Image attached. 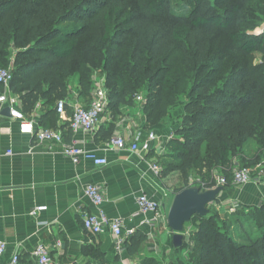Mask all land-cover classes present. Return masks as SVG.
<instances>
[{"label": "trees", "instance_id": "1", "mask_svg": "<svg viewBox=\"0 0 264 264\" xmlns=\"http://www.w3.org/2000/svg\"><path fill=\"white\" fill-rule=\"evenodd\" d=\"M263 18L264 0H0V67H11L9 90L23 114L38 101L69 97L72 80L76 97L89 100L94 70L105 75L113 119L121 106L136 108L151 130L180 102L178 126L156 157L159 176L178 175L176 194L210 189L217 171L225 190L235 157L239 167H251L264 155V31L250 33ZM217 31L242 57L258 53L263 65L223 71L229 57L213 49ZM57 118L48 108L38 123L56 128ZM113 130L112 123L95 138L107 142ZM219 204L217 198L205 216L190 218L189 249L174 264H264V204L232 212ZM146 240L140 231L126 234V252L136 254ZM186 246L183 236L174 249ZM87 253L106 264L99 251Z\"/></svg>", "mask_w": 264, "mask_h": 264}, {"label": "crops", "instance_id": "2", "mask_svg": "<svg viewBox=\"0 0 264 264\" xmlns=\"http://www.w3.org/2000/svg\"><path fill=\"white\" fill-rule=\"evenodd\" d=\"M70 96L64 99L65 118L57 114V127L63 126L65 143H75L88 152L89 155L76 165L62 153L60 144L37 143L32 136L19 132V120L0 115V241L6 244L0 263L8 264L18 253L17 264H38L32 255L37 245L48 249L51 264H100L102 257L96 259L89 255L87 251L90 249L99 251L106 264H142L145 252L153 254L161 244L173 247L170 229L163 228L155 233V220L150 215L138 213L136 198L143 192L158 200L163 209L172 202L170 192L164 187L169 175H155L149 166L164 152L165 143L178 123L174 122L172 128L158 125L156 130H148L142 119L136 120L135 116H140L138 109L121 106L116 119L106 111L93 132H73L67 124L72 106L85 104L87 99L76 97L75 91ZM55 104L41 105L38 101L31 112L24 115L37 116L39 121L40 114ZM17 108L24 111L21 101H18ZM112 123L111 137L122 135L130 141L139 134L143 140L152 131L155 139L150 141L147 151L110 150L106 142L99 139L100 135L95 136L100 130L101 135L105 134L103 130ZM7 151L11 153L7 154ZM92 156H104L108 164L96 167ZM87 184L100 188L105 199L100 208L107 217L122 221L124 235L121 241L108 232L92 234L83 228L84 216L96 213L98 209L83 195L82 189ZM252 193L244 192L240 204H252L256 197ZM37 206L46 209L29 216V211ZM145 219L148 222H144ZM133 231L142 232L147 240L136 254L129 255L124 240L125 235ZM148 240H152L151 244Z\"/></svg>", "mask_w": 264, "mask_h": 264}, {"label": "built area", "instance_id": "3", "mask_svg": "<svg viewBox=\"0 0 264 264\" xmlns=\"http://www.w3.org/2000/svg\"><path fill=\"white\" fill-rule=\"evenodd\" d=\"M11 80V69L0 67V109L5 106L9 107L10 117L20 121V133L32 136L37 143L48 145L53 143L60 144L62 153L70 159L72 164L75 165L78 164L84 156L89 155L83 147L72 142L65 143L63 141L62 128H42L38 123L37 116L31 115L30 117H26L17 108L18 96L9 90V83ZM136 99L140 101L141 96H136ZM106 108L107 94L103 83L101 82V84L98 83L93 88L90 98L85 104H74L72 106L71 115L67 119L68 128L73 132H93L97 128ZM55 109L60 118H65L66 102L64 99L56 101ZM154 139L155 134L152 131H150L143 140L140 139L139 134L130 141L122 135H115L106 142V146L110 150L128 149L131 152H137L138 150L147 151L150 148V141ZM10 153L11 151H7V154ZM92 162L96 167H104L108 164V159L104 156H92ZM149 167L155 175H159L160 167L155 161H153ZM231 172V184L235 187H242L248 184L251 182L254 175L260 176L261 173L257 172L255 168L235 167L234 165ZM213 178L215 180V185L211 188H214L217 185L224 186L227 184V180L224 176L214 174ZM82 192L86 198L98 207L96 213H90L84 216L83 228L92 234L108 232L115 239L121 241L124 235L123 223L120 219L108 218L105 212L100 208L105 200L100 188L97 185L87 184L83 187ZM136 205L138 213L150 215L151 219H154L155 221L163 220L165 223L166 215L163 213L162 205L158 200L149 198L142 192L136 198ZM45 209V206H37L29 211V216H35L38 212ZM147 220L148 219H145L144 222H148ZM5 249V242L0 241V258L4 254ZM32 255L36 258L38 264H51L48 249L44 245H37L33 249ZM17 262L18 253H15L8 264H17Z\"/></svg>", "mask_w": 264, "mask_h": 264}, {"label": "rangeland", "instance_id": "4", "mask_svg": "<svg viewBox=\"0 0 264 264\" xmlns=\"http://www.w3.org/2000/svg\"><path fill=\"white\" fill-rule=\"evenodd\" d=\"M262 31H264V18L259 22V24L257 25V27L251 31L250 33H261ZM212 46L214 51L217 50H221L223 49L227 54H228V61L223 62L222 65H224L223 71H228L231 67H239V66H243V65H263V62L260 59V55L258 53H254L252 56H247V57H242L241 54H239L238 52L234 51L233 48L230 46V43L227 39V37L224 35V33L217 31L215 32L214 36L212 37ZM223 67V66H222ZM11 68V67H10ZM92 79L94 81V87L101 82L104 84L105 81V75L104 73H102L100 70H94L93 75H92ZM73 83L69 86L70 90H71V94H73L74 92V87H75V81L72 80ZM69 97L71 98L72 96ZM143 93H140V96H142ZM75 97V95H73V98ZM182 100H185V97L181 98ZM180 99V100H181ZM71 100V99H70ZM178 100V101H180ZM181 100V101H182ZM136 101H139L136 99ZM169 117L166 118L165 122L163 124H159L160 126L166 127V128H172V126L175 124L174 122H177V115L180 114L181 112V103L177 102L174 103L170 108H169ZM123 116V114H122ZM136 120H141V116H135ZM158 126V125H157ZM152 127L153 129H157L158 127ZM149 130V129H148ZM264 156V155H263ZM262 156V158H260L257 162H255L253 164V168H255L257 170V172H261L260 176L254 175L251 182H249L248 184L242 186V187H235L231 184V181L228 180V184L225 188V190H223L219 195H218V201H220L219 204V208L220 210H228L229 212H232L234 210H238L241 208H245L247 206L250 205H255V206H260L262 204H264V157ZM233 163L234 166H238V161L237 158L235 157L233 159ZM214 174H217L219 176H223L221 175L219 172L214 171ZM195 178V177H194ZM193 182V178L191 180ZM190 181V182H191ZM180 183V179L178 177L177 174H169L168 178L166 179L165 185L164 186L169 192H170V199L172 197H174V192L175 189L177 187H179ZM246 190V191H245ZM234 194V200H232L233 198L231 197L232 193ZM244 192L246 193H252L254 195H256V197L254 196V199L252 200V204H244L241 203L243 201L242 197L245 195L243 194ZM236 197V198H235ZM170 200L168 201L169 204ZM171 202L170 204L165 208L162 209L163 213L166 215L167 217V213L169 211ZM247 205V206H245ZM231 207V208H230ZM156 226V228H155ZM168 229L167 224H166V220L165 223L163 220H158L155 221L154 223V230L155 233L158 230L161 229ZM191 225L189 223L185 224V232H184V237H185V241L187 242V246L184 247L183 249L179 250H175L171 245H166L163 246L162 244L160 245V248L154 249L156 251H153V254L147 253L145 252V257H148V255H152V257H155L157 264H174L178 258L183 259L186 256V251L189 249V245L190 242L188 241V236H189V231L191 230ZM153 239V238H151ZM150 241V242H149ZM152 240H148V244H151ZM146 260V259H145Z\"/></svg>", "mask_w": 264, "mask_h": 264}, {"label": "water", "instance_id": "5", "mask_svg": "<svg viewBox=\"0 0 264 264\" xmlns=\"http://www.w3.org/2000/svg\"><path fill=\"white\" fill-rule=\"evenodd\" d=\"M0 115L10 116L9 107L2 108ZM222 191L221 185L205 191H200L197 187H188L174 195L166 217V224L172 232L174 248L182 245L184 227L190 218L194 215L205 216L208 213L207 206L215 201Z\"/></svg>", "mask_w": 264, "mask_h": 264}]
</instances>
